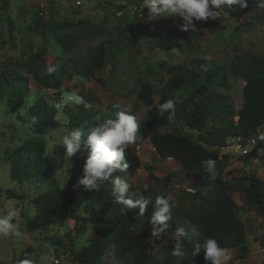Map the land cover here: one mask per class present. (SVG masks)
Returning <instances> with one entry per match:
<instances>
[{"label": "trees", "instance_id": "obj_1", "mask_svg": "<svg viewBox=\"0 0 264 264\" xmlns=\"http://www.w3.org/2000/svg\"><path fill=\"white\" fill-rule=\"evenodd\" d=\"M93 1L104 3L116 12H125L128 6H133L135 18L146 10L143 8V0ZM247 3L248 7L244 9L227 6L224 9L228 10L231 16H239L241 10L264 12V9L257 7V0H247ZM51 25L60 28L72 23L63 20L52 22ZM169 27L167 25L163 29L169 31L174 25ZM103 30L101 24L93 23L88 25L82 35L98 34ZM56 39L64 50L69 51L76 37ZM168 39L172 42V37ZM178 51L180 50L177 49L176 52ZM103 57L102 47H95L82 59L72 60L69 67L53 64L58 71L53 73V77L57 85L67 76L93 77L94 72L102 67ZM34 58L31 57L30 61ZM40 60L43 61V56ZM182 61L175 64L164 61L162 69L166 78L158 86L148 78L136 80V96L148 107L141 117L125 103H108L103 110L94 109L87 104L97 99L85 93L79 95L84 98L85 103L67 105L60 113V118H55L57 110L52 107L51 101L43 97L28 106L26 115H21L19 110L26 97L28 78L9 69L0 72V99L17 120L28 122L35 133L46 134L51 128L59 126L60 120L65 118L71 128L82 127L87 131L106 119H115L118 111L127 108L140 122L136 147L149 141L160 158H172L180 164L179 171L170 173L164 180L155 177L156 186L141 189L131 187L130 191L142 193L152 200L144 216H140L138 209L126 211L123 205L115 202L110 181L94 191L78 185L83 173L77 181L69 183L73 189L72 196H68L65 190L56 184V178L48 164L46 144L22 143L11 154L5 151L6 160L10 163L11 179L14 182H23L27 178L38 179V183H48V187L41 188L32 198L35 213L26 221L23 232L64 225L68 219L74 220L76 232L80 231L81 224H90L96 233L93 238L77 248L65 247L75 262L72 264H101L102 257L107 253L111 257V264H160L161 261L171 264H210L204 260L203 250L194 260L190 255L195 244L202 243L207 237L215 238L222 247L235 249L237 258H245L248 255L246 225L240 208L253 210L259 216H264V179L257 175L255 168L248 175H235L233 171L227 170L228 160L233 152H222L234 144H240L243 148L251 139H255L254 147L243 156L246 161H259L264 168V139L260 138L264 136V130L261 129L264 125V54L245 50L234 54L227 61H219L213 55L209 59L193 57ZM229 78H239L243 81V100L239 108L231 103L227 94L230 89ZM154 96L158 99L155 100ZM169 99L174 101V113H161L160 106ZM172 121L182 123L190 130L189 133L169 131L167 126ZM125 157L129 164L128 169L126 172L117 171L114 176L125 179L126 175L136 174L141 166L149 170L154 169L147 163H141L135 148L129 147ZM209 158L216 161L218 175L215 180L208 178L203 167L202 162ZM172 176L177 179L191 178L196 189L195 194L185 190L176 199H172L165 190ZM5 192L10 198H21L11 189H6ZM232 192L238 194L240 206ZM158 195L167 196L175 202V207L168 229L160 236L154 237L151 235L148 218ZM74 197L80 201L82 215L77 213ZM180 227L189 233L188 237L182 238L185 253L183 257L172 255L176 244L173 234ZM255 241L264 256V232L256 236ZM70 245H75L72 240ZM240 250L243 251L241 254ZM33 251L31 246L25 248L19 255V264H23L25 260L29 261Z\"/></svg>", "mask_w": 264, "mask_h": 264}, {"label": "rangeland", "instance_id": "obj_2", "mask_svg": "<svg viewBox=\"0 0 264 264\" xmlns=\"http://www.w3.org/2000/svg\"><path fill=\"white\" fill-rule=\"evenodd\" d=\"M0 0V72L13 70L22 76H27L25 99L20 105L19 113L26 115L28 106L41 97L49 101H58L65 92L90 94L97 100L87 105L103 110L108 103H125L128 108L135 110L141 117L147 112L145 106L136 96L137 79L153 80L156 86L164 81L166 74L162 64L181 63L182 59L201 57L209 59L212 55L219 61H227L234 54L245 50L264 54V12L262 10L239 11V16H231L223 9L218 19L196 22L197 30L181 31L177 21L172 17H160L149 20L148 10H144L135 18V8L128 6L125 12L114 11L104 3L87 0ZM101 3V4H100ZM227 13V14H225ZM68 20L72 25L55 27L52 22ZM99 23L103 26L102 33L84 36L88 25ZM46 24V25H45ZM174 27L166 31L163 27ZM167 36V37H166ZM57 37H76L72 48L64 50ZM135 37V38H133ZM172 37V42L168 39ZM101 46L104 51L102 67L94 72L93 77L67 76L57 85L54 74L42 75L49 66H70L72 60L82 59L88 51ZM177 49L180 53L177 56ZM43 51L44 53H40ZM43 56V61L40 57ZM183 56V57H180ZM31 57H35L30 61ZM58 66V67H59ZM58 73V71H56ZM40 79V81H38ZM230 89L227 94L231 103L239 108L242 104L243 81L239 78H229ZM60 93V94H59ZM154 99L157 100L154 96ZM154 100V101H155ZM123 106V104H121ZM58 113L55 118H60ZM28 121V120H27ZM264 126V125H263ZM262 126V130L264 127ZM72 129L64 120L57 127L51 128L46 134H37L28 122L15 118L0 99V214L6 212L9 203L19 209L15 222L21 230L26 221L34 215L31 202L34 195L48 187V183L24 179L14 182L10 177V163L7 154L22 143L30 145L42 142L46 144L48 164L56 178V184L72 196L71 181H77L83 173V163L86 152H79L69 158L62 146V137ZM169 131L186 132L189 129L180 122L172 121L167 126ZM236 145V144H234ZM233 146V145H232ZM142 164L153 166V170L141 166L136 174L124 178L135 189L156 186V179L164 180L170 173L179 171L180 164L172 158H160L153 145L146 141L140 146L132 145ZM240 151L235 150L230 156L227 170L235 175H248L255 168L257 175L264 179V168L259 161H246ZM172 179L167 184L166 193L176 199L183 191L194 188L191 178ZM50 180V178H48ZM52 183V182H49ZM6 189H11L21 198H10ZM240 206L238 194L232 192ZM74 197V205L78 215L83 211ZM253 214L248 215V212ZM240 213L246 224V244L249 248L250 261L241 264H264L262 252L256 247L254 236L250 229L251 219L260 217L253 210L241 207ZM253 224V221H252ZM79 232L75 231L74 220L68 219L64 225H57L33 232H24L22 239L0 237V264H19L21 252L31 246L34 251L29 261L31 264H42V256L47 251L46 244L54 245V258L48 264L75 263L72 255L65 247L77 248L86 244L95 236V230L90 224H81ZM258 227V225H257ZM259 229V227H258ZM260 232L264 231V221ZM23 231V230H22ZM73 241L74 246L70 245ZM60 243V244H59ZM77 264V263H76ZM101 264H111L107 253ZM160 264H171L161 261Z\"/></svg>", "mask_w": 264, "mask_h": 264}, {"label": "clouds", "instance_id": "obj_3", "mask_svg": "<svg viewBox=\"0 0 264 264\" xmlns=\"http://www.w3.org/2000/svg\"><path fill=\"white\" fill-rule=\"evenodd\" d=\"M225 6L244 9L248 7V3L247 0H143V8L148 10L149 20L160 17H172L177 21H182L179 25L181 31L188 32L197 30L196 22L206 23L210 19H218ZM257 7L264 9V0H257ZM176 54L177 56L180 55L179 52ZM55 72L56 67L49 66L42 75L51 76ZM31 102H35V97H32ZM84 103L83 97L75 93L65 92L60 100L52 101V107L58 113H62L63 108L69 104L81 105ZM160 109L161 113H174L175 105L173 99L167 100L166 103L160 106ZM33 121H35V118H33ZM64 122L67 123L66 118ZM139 128L140 122H138L137 117L131 114L129 109L124 108L116 113L115 119H106L102 123L93 126L90 130L86 131L82 127L69 129L67 134L62 137L61 143L64 152L69 158L82 151L87 153L83 163V175L78 180V185L84 186L86 190L94 191L99 190L103 183L110 181L113 186L112 193L115 197V202L123 205L126 211L138 209L139 215L144 216L149 205L152 204V200L142 193L130 191L132 186L127 180L122 179L118 175L114 176L117 171L126 172L128 169L129 164L126 160L125 152L130 146L135 145ZM260 138L264 139V136ZM237 145L231 147L235 148ZM241 149L242 147L235 150L239 152ZM202 163L208 178L215 180L218 175L216 161L209 158ZM188 191L194 195L196 189L189 188ZM174 207L175 202L171 201L167 196H156L151 216L148 218L152 236L158 237L168 229L169 221L173 218L172 210ZM18 216L19 209L9 203L6 212L0 214V237L24 238L25 233L21 230L19 223L15 222ZM188 236L189 233L183 227L175 230L173 239L176 244L172 251L173 256L183 257L185 255L182 238ZM45 248L47 251L42 256V264H48V261L52 260L55 255L54 245L46 244ZM201 250H203L204 260L209 261L210 264H228L231 260L228 249L222 247L213 237L204 238L202 243L195 244L190 253L193 260ZM23 264H31V262L25 260Z\"/></svg>", "mask_w": 264, "mask_h": 264}, {"label": "crops", "instance_id": "obj_4", "mask_svg": "<svg viewBox=\"0 0 264 264\" xmlns=\"http://www.w3.org/2000/svg\"><path fill=\"white\" fill-rule=\"evenodd\" d=\"M254 213H255V215H257L255 211H254ZM250 214H253V213L250 211V212H248V215H250ZM257 216H259V215H257ZM250 221H251V223L249 222V224H250V229L252 231L251 236L255 237V236H258L259 234H261L263 231L260 232L259 229L261 227V224L264 221V216H260L259 218L258 217L253 218ZM252 221H253V224H252ZM257 225H258L259 229H258ZM256 247H257L256 250H258L259 252H262L258 244H256ZM228 253L231 256V260L228 262V264H241V262L244 260H246L247 262L250 261V255H247L245 258L237 259L235 257V254H236L235 249H228ZM262 256H263V254H262Z\"/></svg>", "mask_w": 264, "mask_h": 264}, {"label": "built area", "instance_id": "obj_5", "mask_svg": "<svg viewBox=\"0 0 264 264\" xmlns=\"http://www.w3.org/2000/svg\"><path fill=\"white\" fill-rule=\"evenodd\" d=\"M78 1H79V0H78ZM78 1H77V3H78ZM81 1H82V0H81ZM254 144H255V140L252 139V140L249 142V145L245 146L244 148H242V149L240 150L241 154H247V153L250 151L251 147L254 146ZM56 262L59 263V260L56 259Z\"/></svg>", "mask_w": 264, "mask_h": 264}, {"label": "water", "instance_id": "obj_6", "mask_svg": "<svg viewBox=\"0 0 264 264\" xmlns=\"http://www.w3.org/2000/svg\"><path fill=\"white\" fill-rule=\"evenodd\" d=\"M241 147L240 144H238L235 148L234 147H230L228 149H225L222 153H225V152H233L235 149H239ZM240 253H242V250L240 251Z\"/></svg>", "mask_w": 264, "mask_h": 264}]
</instances>
